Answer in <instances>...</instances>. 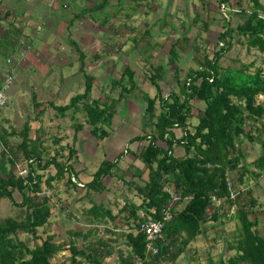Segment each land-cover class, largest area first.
Here are the masks:
<instances>
[{
  "label": "trees",
  "instance_id": "obj_1",
  "mask_svg": "<svg viewBox=\"0 0 264 264\" xmlns=\"http://www.w3.org/2000/svg\"><path fill=\"white\" fill-rule=\"evenodd\" d=\"M112 1L94 0L90 6L81 4L69 20L81 15L93 20L92 12L103 10L110 4L118 5L121 0ZM126 1H133L134 8L139 6V0ZM199 1L200 7L205 9L208 1ZM217 3L225 6V9H221L219 18L215 17L219 20L220 31L209 53L204 52L206 46L199 42L188 43L187 31L179 37L189 45L194 67H178L177 53L180 49L176 44L179 39L170 42L167 61L172 65L174 85L165 94L159 84L164 77L163 65L157 63L150 67L147 78L155 93L152 96L143 94V118L147 123H143L142 127L149 128V131L129 139L146 141L135 154L143 169H146L145 179L141 178L143 169H134L125 181L122 169L117 168L116 155L114 159L101 160L90 178L80 182L75 174L82 168L74 169L78 162L74 144L75 133L81 129V123L74 124L70 143L62 145L59 137L51 135L50 139L57 147L49 154L44 146L49 131L41 120L43 107L31 117L37 122L36 127L31 126L27 118L16 130L2 118L7 124H0V199H7L12 214L0 217V264H62L51 261L54 254L61 250H66L65 260L70 264H106L105 259L113 254L115 264H179L181 257L193 264H213L208 248L205 262L202 263L191 242L196 236L209 232L214 224L220 223L221 218L234 220V228L228 233L223 228L216 232L224 238V249L233 254L224 255V259L220 254L215 260L216 264H264V236L256 228L259 216L255 208L258 202L250 188V184L264 174V0H233L234 6L229 0H217ZM66 4L62 5L65 7ZM192 12L190 22L199 23V33L208 31V21L200 18L196 10ZM16 14L7 7L0 15V19L7 20V26L2 30L0 27V37L7 40L10 46L20 43L22 27L27 24L22 18L17 20ZM20 15L22 17V13ZM126 16H129L128 12ZM148 30H144L145 34ZM132 41L134 44L138 42L134 38ZM69 42L72 43L71 40ZM234 42L260 53L259 63L255 65L254 61H239L236 67L222 66L220 59ZM149 45L152 47V44ZM76 46L81 66L83 52L77 42ZM6 76L0 78V88ZM89 80L91 78L84 82L80 93L69 98L67 104L50 103L49 106L56 117H63L67 109L80 110L84 113V122L91 125L90 133L102 138L107 132L97 124L109 126L116 102L138 86L133 70L126 65L118 79L110 84L109 89H119L116 99L90 98ZM257 96H261V100L256 101ZM191 99L202 102L203 106L197 109V122L189 129ZM32 100L36 104L34 97ZM5 103L6 100L0 108ZM175 127L182 131L179 137L174 136L172 129ZM12 135L19 137L16 144L8 143V137ZM157 140L163 142L164 146L158 144ZM243 143L250 147L257 146L259 150L250 161L246 160ZM174 144L182 147V155H173ZM19 160L25 162L27 170L24 175L20 171L15 173L11 168ZM48 166L54 170L44 179L47 189L58 184L74 188L77 183L83 188V195L75 200L86 198L90 202L89 206L80 208V214L84 215L87 223L94 224V231L90 228L84 231L66 230L64 239L58 242L53 240V233H47L45 228L49 225L47 218L50 216L51 195L43 193L41 173L38 171ZM232 172L235 173V181L228 177ZM112 175L134 189L140 202L136 204L124 199L113 213L103 208L101 202H94L91 193L104 192L106 186L102 179ZM13 190L20 194L19 199L12 198ZM169 191H173L176 198H172ZM230 208L233 211L228 213ZM103 212L111 222L122 218L123 222L119 225L123 227L122 231H115V224L105 226L108 222L103 219ZM167 214L169 217L165 218ZM146 219L162 222L161 237L154 242V253L146 250L144 233L140 229V223ZM93 220L100 221L97 223ZM99 224L105 226L102 230L112 238L96 235ZM19 232L24 233V237L20 238ZM216 233L210 238L212 242H215ZM120 238H124L125 252L115 243Z\"/></svg>",
  "mask_w": 264,
  "mask_h": 264
},
{
  "label": "rangeland",
  "instance_id": "obj_2",
  "mask_svg": "<svg viewBox=\"0 0 264 264\" xmlns=\"http://www.w3.org/2000/svg\"><path fill=\"white\" fill-rule=\"evenodd\" d=\"M51 1L0 0V15L8 7L11 13L16 11L17 20L22 18L27 21L26 25H22L20 43L17 42L16 45L10 46L7 40L0 37V78L6 74L12 76L11 84L6 91V103L0 108V124L6 126L9 123L17 130L22 122L28 118V123L31 126L37 125L31 117L43 107L41 120L45 129L49 131L44 146L48 149L49 154H52L53 149L57 146L52 143L50 136L59 137V143L62 145L70 143L73 140L74 124L81 123V129L75 133L74 147L77 151L78 162L74 165V169L82 168V170L75 174L76 179L80 182L88 180L101 160H111L118 155L117 168L122 169V175L126 181L134 169L144 168L143 164L135 158V154L139 148L145 145L146 141L143 139L129 141V139L134 135H142L149 131V128L142 129V127L144 126L143 123H147L143 118L145 106L143 94L152 96L155 93L154 87L147 78L150 67L157 63L163 65L164 77L159 84L162 93L165 94L169 87L174 85L172 65L168 64L167 61V48L170 42L173 39H179L176 44L180 49L177 53L179 59L176 64L178 67L181 66L183 69L189 66L194 67L195 62L188 48L189 45L181 41L179 37L184 31H187V42H199V44L206 46L204 52L209 53L213 49V41L220 31L219 20L215 17H220L219 12L221 9H225V6L218 5L217 0H207L208 4L205 9L200 7L199 0H139V6L134 8L135 3L133 1L121 0L118 5L110 4L103 10L92 12L93 20L87 15L72 17L69 20L73 13H76L79 5L90 6L94 0H62L64 3H68L64 8H61L60 4H56L57 0L54 2L55 7L50 8L48 4ZM229 2L231 6H234L233 0H229ZM60 3L62 2L60 1ZM31 9L32 11L29 12ZM193 9L198 12L200 18L208 21V31L199 33V23L190 22ZM126 12L129 13V16H126ZM20 13H22V17ZM102 20H104L103 23H99ZM6 21L0 19L1 29L7 26ZM146 29H149L147 34L144 32ZM1 33L0 30V35ZM141 37L143 38L141 39ZM132 38L135 41L137 39L138 42H135L137 44L133 43ZM76 42L83 52V65L81 66L77 57L78 52L75 51ZM149 44H152V47ZM35 50L42 51L40 57L39 54L38 58L34 56L33 51ZM259 59L260 53L255 49L247 50L245 45L234 42L229 51L221 57L220 63L222 66L236 67L239 61L246 63L254 61L256 65L259 63ZM125 65L133 70L138 87L130 90L123 96L122 100L116 102L109 126L97 124L106 130L107 134L104 137H95L90 133L91 125L89 126L84 122V113L80 110L67 109L64 111L63 117L53 115L55 111L49 104H67L70 97L83 90L84 82L88 78H91L89 80L91 90L88 94L90 98L107 99L108 101L116 99L119 89L118 87L109 89L110 84L114 79H118ZM32 97H34L36 104H33ZM259 99L261 100V96L256 97V101ZM189 103L191 114L188 118L189 125L187 127L190 129L196 124L197 116L195 113L197 109L202 108L203 103L196 99H191ZM37 105L40 106L37 108ZM155 106L156 111H158L157 104ZM2 118L9 122L2 121ZM172 131L175 137L182 134L178 127L173 128ZM30 133L33 136L32 131ZM18 141L19 137L16 135L8 137L9 144H16ZM156 142L164 146L163 142L159 140ZM243 146L247 154V161H250L259 152L257 146L250 147L247 143H243ZM243 146L241 145V147ZM172 151L175 156L183 154L182 147L175 144ZM11 168L17 174L18 171L24 170L22 175L27 170L25 162L22 160H19ZM53 170L52 166H48L46 169L38 171L41 173L43 193L47 192L51 195L50 216L47 218L49 225L45 228L47 233H53V240L58 242L64 239L66 230L80 229L84 231L90 228L91 231H94V224L87 223L84 220V215L81 216L80 214V208L89 206L90 202H87L86 198L75 200L83 195L82 187L76 185L74 188H65L62 184H58L47 189L44 179ZM228 177L234 180L235 173L232 172ZM141 178H146V169H143ZM230 178L229 182L231 183ZM248 180L253 181V179ZM102 181L106 190L101 193L92 192L90 197L96 203L101 202L102 207L110 209L112 213L116 211V206H120L124 202V199L131 200L136 204L140 202V197L134 189L126 186L125 182H122L115 175L104 177ZM137 181L140 182L139 179ZM250 188L252 195L258 202L257 209L255 208L259 216L256 228L258 233L264 236V174L250 184ZM11 195L14 200L20 197L16 190H13ZM232 211L233 208H230L227 212L231 213ZM10 214H12V208L7 199L1 198L0 217ZM103 219L108 222L105 226L109 227L115 224L113 229L117 232L122 231L123 227L119 226L123 222L122 218L118 217L113 220V223L109 221L108 215L103 212ZM100 220L93 221L98 223ZM101 223L103 224V222ZM102 224L96 228V235L112 238V235L106 234L102 230L105 227ZM221 228L225 230V233H228V230L234 228V220L221 218L220 223L214 224L209 232H205L203 236H196L191 242V247L195 249L202 263L205 262L207 248L209 256L214 261L213 264H216L215 260L220 254H222V259H224V255L233 254L232 251L224 249V238L216 233ZM215 233L217 236H214L215 242H212L210 238ZM24 235V233H18L20 238ZM205 235L208 237H204ZM123 240L124 238L117 239L115 243L125 252L126 247ZM66 254V250H61L54 254L51 261L70 264L65 260ZM115 260V254H113L106 258L105 262L106 264H115ZM187 263L193 264L189 260L184 261L181 257L179 264Z\"/></svg>",
  "mask_w": 264,
  "mask_h": 264
},
{
  "label": "built area",
  "instance_id": "obj_3",
  "mask_svg": "<svg viewBox=\"0 0 264 264\" xmlns=\"http://www.w3.org/2000/svg\"><path fill=\"white\" fill-rule=\"evenodd\" d=\"M11 76L7 74V76L4 79L3 85L0 88V105L4 103L6 100V94L5 90L9 87L10 81H11ZM25 172L20 171L19 173ZM77 185L80 186L79 183ZM169 195L172 198H176V195L174 194L173 191H169ZM169 215L167 214L165 218H168ZM161 228H162V222L152 220V219H146L145 221L140 223V229L144 233V238H145V248L146 250H150L152 253L156 251V247L154 245V242L161 237Z\"/></svg>",
  "mask_w": 264,
  "mask_h": 264
},
{
  "label": "crops",
  "instance_id": "obj_4",
  "mask_svg": "<svg viewBox=\"0 0 264 264\" xmlns=\"http://www.w3.org/2000/svg\"><path fill=\"white\" fill-rule=\"evenodd\" d=\"M56 0H52L51 1V3H49L48 4V6L50 7V8H53V7H55V4H54V2H55ZM58 2H56V4L57 5H59L60 4V6H61V8H64V6L62 5V4H65L62 0H57ZM60 1L62 2V3H60ZM32 11V9L29 11V12H31ZM75 13V12H74ZM73 13V14H74ZM7 22V21H6ZM7 24V23H6ZM3 29V28H2ZM1 29V30H2ZM29 48V46L27 47V49ZM76 51V50H75ZM42 51H38V50H35V51H33V54H34V56L36 57V58H38V54H39V57H40V54H42L41 53ZM40 105H37V108L39 107ZM36 122V121H35ZM37 123V122H36ZM33 126H35V125H33ZM84 181H86V180H84Z\"/></svg>",
  "mask_w": 264,
  "mask_h": 264
}]
</instances>
